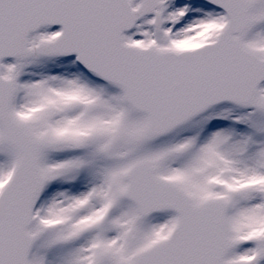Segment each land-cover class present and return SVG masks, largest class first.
Returning a JSON list of instances; mask_svg holds the SVG:
<instances>
[{"label":"snow or ice","instance_id":"6c2138e0","mask_svg":"<svg viewBox=\"0 0 264 264\" xmlns=\"http://www.w3.org/2000/svg\"><path fill=\"white\" fill-rule=\"evenodd\" d=\"M0 264H264V0H0Z\"/></svg>","mask_w":264,"mask_h":264}]
</instances>
